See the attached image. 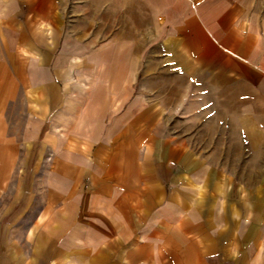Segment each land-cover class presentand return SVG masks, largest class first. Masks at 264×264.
Instances as JSON below:
<instances>
[{"label": "crops", "instance_id": "obj_1", "mask_svg": "<svg viewBox=\"0 0 264 264\" xmlns=\"http://www.w3.org/2000/svg\"><path fill=\"white\" fill-rule=\"evenodd\" d=\"M252 12L0 0V264H264Z\"/></svg>", "mask_w": 264, "mask_h": 264}, {"label": "rangeland", "instance_id": "obj_2", "mask_svg": "<svg viewBox=\"0 0 264 264\" xmlns=\"http://www.w3.org/2000/svg\"><path fill=\"white\" fill-rule=\"evenodd\" d=\"M251 6L253 9V16H256L261 24V30L262 33L264 34V0H251ZM242 108L244 109V113L245 112H254V105H244L242 106Z\"/></svg>", "mask_w": 264, "mask_h": 264}]
</instances>
